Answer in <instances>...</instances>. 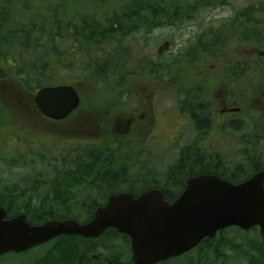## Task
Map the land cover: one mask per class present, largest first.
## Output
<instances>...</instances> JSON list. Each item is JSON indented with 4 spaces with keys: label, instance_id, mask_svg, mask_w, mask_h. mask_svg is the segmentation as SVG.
Here are the masks:
<instances>
[{
    "label": "flooded vegetation",
    "instance_id": "1",
    "mask_svg": "<svg viewBox=\"0 0 264 264\" xmlns=\"http://www.w3.org/2000/svg\"><path fill=\"white\" fill-rule=\"evenodd\" d=\"M253 8L250 12V20L252 22L249 21L250 27L248 28V35L255 39L257 36H255L252 30L253 26L257 23L255 14L258 8ZM235 19L236 15L231 19V24L225 25L222 31L223 33H221L224 40L223 44L219 43L211 46L212 43H210L206 47L199 46L198 40L203 34H198L181 48H177L173 40L165 41L157 50L154 64L134 61L131 68H129L128 65L130 63H127L125 67L126 71L132 70V67L147 70L150 66H153L151 74L154 75V79H150L149 83L150 87L153 86L154 90L151 92L152 95L149 96V99H154V103L151 101L147 102L145 98H138L139 94H135L126 85L125 97H123L121 102L122 106H124L121 112L117 114L113 113L112 115L107 114L102 117L96 116V111H93L91 115L83 113L80 114L82 118H74L68 124L83 109L84 97L78 92L81 101L78 109L66 119L55 121L45 117L36 105L35 97L40 88L36 89L35 93L31 94L29 98L32 104L31 111L20 113L8 111V113L4 114L6 117L2 118L4 120V122H1L2 126L9 128L16 127L21 131L27 130L28 134L32 133L36 136L38 133H35L34 130L38 129L37 127L41 126L43 128L40 134L42 135L48 130H51L49 126L68 124L76 128H81L86 135H88L87 133H93L95 136L102 137L113 134L123 138L126 144L133 148L132 155L135 157V160L132 161V166L130 160L126 163V161L122 162L117 161L116 158L113 159V156L115 157L113 153L110 154L111 158L101 160L98 163L102 164L100 166L101 168L103 167L102 174L111 172L119 175L120 185H117V188L120 191L115 194H108V199L112 195L121 193L132 194L127 190V184H130L129 179L131 178V174H136L133 177L136 180L133 181L142 182V184L147 178V136L151 134L149 136L151 137L153 134L155 138L163 134V122L165 119L162 111L163 103L161 102V98L167 86H171V91L174 93L173 116L168 121L169 124H166L164 128L171 130L174 136L192 134L199 137L198 141L186 144L178 149L174 166L177 167L182 161H186L188 164L185 166V172L188 175L178 178L177 184L179 183V189L176 190L181 191L177 193L178 195L175 200L185 191L187 182L192 178L211 175L235 185L246 182L255 175L264 172V80L260 79L261 73L264 72V50L253 47L251 44L243 46L236 36L237 33H242L243 29L239 23H236L237 21ZM31 22L33 23V21ZM27 24L29 26V23ZM177 24L167 25L165 27L158 25L152 28L148 37L155 30L161 31L165 28L175 29ZM232 38H235L240 45L228 47ZM125 54L127 55V52ZM128 55H130L129 52ZM165 56L166 58L164 59ZM127 57L129 58V56ZM14 67H17L16 61L12 65L13 70ZM12 68L11 72H13ZM168 68L171 69L170 76L164 74ZM130 75L132 74L127 75L122 85L129 81L128 78ZM12 79L14 83H19L24 87L23 82L13 77ZM5 82L13 83L11 79L0 80V83ZM63 85L75 87L74 83H64ZM16 98L14 99L15 102L17 101ZM91 99L94 100L93 98ZM94 103L92 101V104ZM143 106H151L150 113H141ZM88 107L93 110L104 109L101 105L97 107L91 105ZM119 108L117 106V109L120 111ZM23 115H26L27 118H23ZM25 119L32 120L33 125H30L32 121L27 122ZM101 137L96 138L92 144L86 145V147L89 146L97 149L99 146H102L99 150L97 149L98 151L104 150V147L109 149L110 147L108 148V145L104 144L106 141L103 142ZM33 139L29 138V144L31 146L36 145L37 141H42L46 148H55L60 155L68 150L71 151V148L66 147V145L61 148L59 146L60 141L49 140L45 142L42 139ZM101 142H103L102 145ZM77 143H79V146H77L76 150L86 148L85 146L82 147V141H78ZM1 163L8 167V169L12 166L13 168H35L41 165L43 167V171L41 172L36 170L32 171V174L35 176L30 175L29 177L21 178L12 176L8 180H0V208L6 211V219L8 220L21 214L26 215L28 218L29 213L34 212V210L36 212L40 210L47 211L50 206V200L55 199L57 197V190L59 191V188L56 187L54 189L51 185L54 183L58 185L62 184L60 176L55 174L52 178L50 177V167H54L56 173H58L62 171L64 165L69 163L74 164V161L53 158L41 161L25 160L20 162L22 164L20 166L14 165L13 163L7 166V162L5 161H1ZM83 163V161H76L77 165ZM189 169H191L190 172L188 171ZM99 170L101 169L99 168ZM180 174L182 175V173ZM96 178L95 176L86 178L85 182L88 183L74 187L73 192L84 194L91 187L89 184L95 180L97 185L102 188V184H100L102 183L101 177ZM10 180L11 182H9ZM155 181L158 183L156 176ZM142 186L136 192H133L132 195L138 197L149 190H161L153 186L146 187L143 190L144 187ZM64 190L65 187L62 188L61 193L65 192ZM88 198L94 199L95 196L91 195ZM255 228L260 231L258 227ZM218 236L219 232L216 237ZM203 242L192 251L180 257L172 258L158 264L176 262L185 255L194 253ZM131 260L133 261L132 252Z\"/></svg>",
    "mask_w": 264,
    "mask_h": 264
},
{
    "label": "trees",
    "instance_id": "2",
    "mask_svg": "<svg viewBox=\"0 0 264 264\" xmlns=\"http://www.w3.org/2000/svg\"><path fill=\"white\" fill-rule=\"evenodd\" d=\"M173 1L179 2L173 4ZM228 2L229 0H123L121 12L106 19L98 30L92 28L86 22L76 26L72 21L64 18L62 13L58 14L55 11L50 28L42 29L43 32L36 29L35 25L33 27L34 22L29 26L26 24L27 30L23 28L13 29L9 23H6L7 13L1 12L0 80L11 77L16 78L23 82L24 87L29 88L30 92L35 93L36 89L42 87L63 85L64 82L73 83L67 81L59 83L58 71L63 66L65 68L80 66L82 70L80 81L82 82H87L86 78H93L109 83H123L124 80L119 79L118 76L119 72L130 62L131 49L125 50L122 47V41L128 36L130 37L140 30L149 34L152 28L158 25L170 26L182 22L185 18L188 19L187 22H190L197 19L203 10L225 6L229 4ZM253 7L258 8L255 14L257 23L252 30L257 36L255 39L248 35L249 21H251L250 12L254 9ZM235 20L243 29L242 33L236 34L243 46L251 44L253 47L262 49V42L264 41V2L238 12ZM222 31H205L198 40L199 46L206 47L210 43H212L211 46L219 43L223 44ZM67 42L69 48H62ZM113 44L118 47L114 48ZM92 48L93 50H91ZM78 52L81 55L77 59ZM125 52H127V55ZM128 52L130 55H128ZM15 61L17 67H14L13 70L12 65ZM11 68L13 72H11ZM132 68L136 69V67ZM151 68L153 66L149 67V69ZM76 152L80 155L75 157L74 164H66L63 166L62 171L56 173L57 176H60L63 185L57 183L51 185L54 189L59 188V191L57 190V197L50 200L48 210L45 212L44 210L38 212L34 210V212L29 213L28 222L32 225H40L49 220L71 219L81 223L89 221L97 207H101L107 202L108 194L111 195L120 191L117 188V185H120L118 174L111 172L102 174L103 167L101 168L102 164L98 162L101 161V157L102 160L108 158H104L97 151L93 153L94 150L85 153ZM81 158L84 159L81 160ZM66 160L71 161L73 159L66 158ZM77 160L84 163L77 165ZM187 164L186 161H182L179 166L172 167L167 175L166 179L168 181L165 186L157 183L155 177L147 176L143 184L142 182L133 181L136 179L131 177L129 179L130 184H127V190L133 194L142 185L144 187V184H147V188L153 186L161 189L167 201L173 202L178 195L177 193L181 191L176 190L179 189L178 178L188 175L185 172ZM99 168L101 170L98 171ZM190 170L188 171L190 172ZM93 176L97 177L96 179L101 177L102 183L100 184H102V188L97 185L95 180L89 184L91 187L84 194L73 192L74 187L87 184L88 182H85V179ZM63 187H65V192L61 193ZM91 195H94L95 198H88ZM231 231H237L239 234L243 233L245 236L256 233V237L255 240L248 239L245 243L238 244L227 238V233ZM103 239L109 241L122 239L130 246L129 237L110 229L98 239L63 236L20 256L38 250L43 251V253L38 257L35 264H134L131 258L124 260V256L116 253L112 248L100 247L96 249L93 246ZM97 250H101L102 253L98 256V260H94L92 254ZM225 252H230L243 259L245 264H264V240L260 237L257 228L250 232H243L239 228L223 230L219 232L218 237L207 239L200 245L199 249L194 251V253H199L197 264H232L233 258L230 255L223 256L226 254ZM9 255L18 256L12 253ZM189 255H185V259H188Z\"/></svg>",
    "mask_w": 264,
    "mask_h": 264
},
{
    "label": "rangeland",
    "instance_id": "3",
    "mask_svg": "<svg viewBox=\"0 0 264 264\" xmlns=\"http://www.w3.org/2000/svg\"><path fill=\"white\" fill-rule=\"evenodd\" d=\"M122 1L123 0H0V13H7V20L5 18L6 23H9L13 29L23 28L27 30L26 24L29 23L31 25L33 24L31 21H33V27L35 25L36 29L43 32L42 29L50 28L53 13L56 12L58 14L62 13L64 18L69 19V21H72L76 26L86 22L88 25L90 24L92 28H97L98 30L100 25L105 23L107 18L118 15V12H121ZM178 2L179 1H173V4H178ZM260 2H264V0H229V4L225 6L211 9L207 8L203 10L202 14H199L197 19L191 20L190 22H187L188 19L185 18L182 22L177 24L175 29L165 28L161 31L155 30L149 37L145 32L136 31L137 33H133L130 37L128 36L122 41V47L125 50L129 48L131 49L132 57L130 56V64L128 66L131 68L134 61L154 64L156 61L155 56L157 54V50L165 41L173 40L175 41V46L177 48L184 47L188 41L193 39L194 36L203 34L205 31L217 32L224 30L225 25L231 24V19L235 17L238 12L244 9H249L251 6L258 5ZM0 18H2V16H0ZM238 43L239 42L236 41L235 38H232L228 47L239 46L240 44ZM114 45L115 44H113L114 48L118 47ZM62 48L68 49V42L66 45L62 46ZM261 48L264 50V41L262 42ZM91 50H93V48ZM80 55V52H78L76 56L77 59ZM149 70L153 71L152 68L141 71L140 69L126 71L124 68L119 72V79L125 80L127 75H132L128 78L129 81L122 85L123 83L116 84L111 82L109 84V82L105 81V83L104 81L93 78H86L87 82H82L80 81V77L82 75L80 66L69 68H65L64 66L61 67L57 75L59 83H63L64 81L75 83L74 86L77 88L79 94L84 97L83 109L79 111V113L73 117L68 124H70L74 118H82L80 114L83 113L91 115L93 111H96V116L102 117L107 114L112 115L113 113L117 114L121 112L122 107L124 106H122L121 102L123 97H125L126 85L129 86L135 94H139L138 98H145L147 102L151 101L154 103V99H149V96L152 95L151 92L154 90L153 86L150 87L149 83L150 79H154V75L151 74V71ZM170 72L171 69L168 68L165 70L164 74L170 76ZM10 79L13 83H0V180H8L12 176L19 178L29 177L30 175H34L32 174V171L34 170L40 172L43 171V167H41L42 165L35 168H13L12 166L8 169V167L2 164L1 161L7 162V166L11 163L20 166L22 165L20 162L25 160L41 161L53 158H67L73 159L74 161L75 157L80 155L76 151L85 153L87 151L93 152L94 150L93 153H95V151H98L102 147L99 146V148H97L98 150L89 146L86 147V145L92 144L96 138H100L101 136H95L93 133H87L88 135H86L83 133L81 128H76L68 124L49 126V129L51 130H48L42 135L40 134L41 131H43V128H41V126L37 127L38 129L34 130L35 133H38L36 136L32 133L28 134L27 130L21 131L16 127H3L1 122H4V120H2V118L6 117L4 114L8 113V111H16L19 113L27 112L29 110L31 111L32 104L29 98L31 97V94H34L33 92H30L31 90L29 88L22 87L19 83H14L12 77L8 78V80ZM260 79L264 80V72L261 73ZM15 98L17 99L16 102L14 101ZM92 101L95 103L92 104ZM161 102L163 103L162 111L165 119L163 122V134L155 138L153 134L149 137L151 135L150 134L146 138V149L148 151L146 155V176H156L158 183L165 186V183L168 181L166 179L167 175L171 168L175 165L178 149L186 144L198 141L199 137L192 134L174 136L171 130H166L164 128L166 124H169L168 121H170L173 116L172 108L174 93L171 91V86H167V89L162 94ZM91 105L96 107L101 105L104 109L93 110L88 107ZM117 106L120 107V111L117 109ZM141 111V113L148 114L151 111V106H143ZM23 118H27L26 115H23ZM26 121L30 122L32 120L27 119ZM30 125H33V121ZM29 138L42 139L45 142H48L49 140L57 142L60 141L59 146L61 148L66 145V147L71 148V151L68 150L60 155L55 148H46L42 141H37L36 145L34 144V146H31L29 144ZM101 138L103 142L106 141L104 144L108 145L110 150L104 147V150L102 149L101 151H98V153L108 159L111 158L110 154L113 153L115 154L113 159L116 158L117 161L122 162L126 161V163L130 160L132 166V161L135 160V157L132 155L133 148L128 146L123 138L113 134L109 136L104 135ZM78 141H82V147L85 146L86 148L76 150L77 146H79V143H77ZM103 142H101V145ZM73 143H75V145H73ZM83 159L84 158H81V160ZM100 160H102V157ZM55 174V168L50 167V177L52 178ZM135 176L136 174H131V177ZM11 180L9 182H11ZM146 186L147 184H144V187ZM231 232L227 233V238L237 242L238 244L245 243L248 239L255 240L256 237V233H251L250 235L245 236L243 233L239 234L237 231ZM93 246L96 249H99L100 247L112 248V250L116 253L123 255L124 260L131 258L130 246H128L122 239H115L111 241L103 239L95 243ZM42 253L43 251L35 250L23 256H13L8 254L5 257L0 258V264H35L36 260L42 255ZM101 253V250H97V252L92 254V257L99 256ZM227 255H230L233 258L232 264H245L243 259L238 258L230 252H227L223 256ZM198 260L199 253H193L189 255L188 259H185L184 257L178 259L176 262H170L169 264H197Z\"/></svg>",
    "mask_w": 264,
    "mask_h": 264
},
{
    "label": "water",
    "instance_id": "4",
    "mask_svg": "<svg viewBox=\"0 0 264 264\" xmlns=\"http://www.w3.org/2000/svg\"><path fill=\"white\" fill-rule=\"evenodd\" d=\"M35 102L55 121L69 117L81 103L76 88L68 85L41 88ZM6 217L0 208V256L21 255L63 236L98 239L113 229L129 237L134 264H158L229 228L247 232L258 227L264 240V172L237 185L211 175L192 178L174 202L156 189L138 197L112 195L86 223L69 219L32 225L24 214Z\"/></svg>",
    "mask_w": 264,
    "mask_h": 264
},
{
    "label": "bare ground",
    "instance_id": "5",
    "mask_svg": "<svg viewBox=\"0 0 264 264\" xmlns=\"http://www.w3.org/2000/svg\"><path fill=\"white\" fill-rule=\"evenodd\" d=\"M108 201V200H107ZM79 222V221H78ZM86 222H88V221H86ZM86 222H83V223H86ZM81 223V222H80ZM230 229V228H229ZM97 259H98V256H97Z\"/></svg>",
    "mask_w": 264,
    "mask_h": 264
}]
</instances>
